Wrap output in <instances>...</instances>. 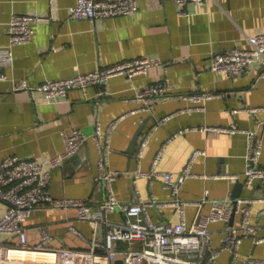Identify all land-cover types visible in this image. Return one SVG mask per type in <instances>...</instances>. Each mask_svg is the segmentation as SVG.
<instances>
[{"label": "crops", "instance_id": "crops-1", "mask_svg": "<svg viewBox=\"0 0 264 264\" xmlns=\"http://www.w3.org/2000/svg\"><path fill=\"white\" fill-rule=\"evenodd\" d=\"M139 10L130 16L108 19H75L70 8L77 0H0V48L9 44L8 26L13 14H32L39 18L30 42L12 48L13 62L0 65L6 79L0 81V162L9 156L38 160L51 171L49 190L57 198L87 200L94 208L101 207L105 197L99 175V151L94 141L96 127L103 134L111 122L119 121L110 135L109 167L118 172L112 187L122 203L135 199L134 181L138 169L136 152L129 155L131 141L144 126L139 142L149 131L151 140L140 162L149 171L153 159L165 146L159 170L180 173L196 150H203L191 164L189 178L180 190L183 200H199L206 193L210 199L264 197V182L251 188L244 185L247 151L245 134H224L205 131L207 126H230L255 131L262 141L260 166L264 169V77L260 60L247 67L241 76L211 70V58L233 48H250L248 36L264 32V0H206L200 6L189 3L184 8L174 0H137ZM140 57L156 58L160 65L147 74L133 78L116 76L104 86L72 89L67 96L48 102L39 87L46 80L66 79ZM170 82L168 94L161 97L150 110L142 111L137 97L145 85ZM27 82L29 90H16ZM217 93L199 105L188 97L196 93ZM200 107V108H199ZM255 108L259 111L234 113V110ZM170 118L158 123L164 117ZM158 123V124H157ZM158 127L154 129V126ZM83 130L88 142L77 155L53 167L51 160L65 150L63 132ZM138 142V145H139ZM237 175L239 178L225 176ZM208 176V177H202ZM140 194L148 200L171 199L161 178L137 179ZM242 183L243 186L239 184ZM237 194V195H236ZM263 203L252 212L256 226L253 237L246 239L241 257L264 258ZM209 204L204 211H208ZM6 205L0 201V217ZM192 221L195 207L187 208ZM154 220L176 221L173 209L152 208ZM122 213L109 215L121 221ZM239 222L238 218L236 219ZM29 245L41 241V230L53 237L54 249L87 250L94 237L103 240L104 228L97 231L78 218L77 210L40 206L27 222ZM70 226L80 230L87 239L74 234ZM223 225L213 224V245H220ZM230 254L223 252L217 264H228Z\"/></svg>", "mask_w": 264, "mask_h": 264}, {"label": "built area", "instance_id": "built-area-1", "mask_svg": "<svg viewBox=\"0 0 264 264\" xmlns=\"http://www.w3.org/2000/svg\"><path fill=\"white\" fill-rule=\"evenodd\" d=\"M174 1L182 8L189 3L200 6L206 3V0ZM138 10L137 0H77V3L70 8V14L75 19L96 21L115 16L134 15ZM38 21V16L32 14L11 16L8 26L9 44L5 48H0V65L12 64V48L31 41L34 25ZM247 40L250 43L248 49L233 48L228 52L212 56L211 70L231 76H241L249 65L260 60L263 64L261 76L264 77V32L248 36ZM160 64L159 59L150 57L125 60L70 78L46 80L39 90L44 93L48 102H53L67 96L72 89L104 86L116 76L133 78L147 74L150 68ZM5 79L6 75L0 72V81ZM15 89L30 90L31 87L27 82H21ZM169 90L168 80L145 85L137 95L144 104L141 110H150L161 97L168 94ZM216 96H223V94L196 93L188 98L199 105ZM1 101L0 96V103ZM259 110L260 108H244L233 112L256 113ZM169 118L170 116H166L158 123H163ZM121 119L122 117L111 122L106 134H103L102 127L98 124L93 136L100 156L99 175L96 180L103 183L105 187V197L98 209L84 199L54 197L49 190L51 171L45 170L43 164L36 159L9 156L0 162V201L6 205V210L0 217V264H115L117 259H123L125 264H217L223 252L230 254L228 264H264V258L241 257L244 241L256 233V226L252 223L253 209L259 203L264 204V197L219 200L210 199L207 193L199 200H183L180 197V190L187 179L201 177L191 172V164L199 156L206 154L203 150L194 151L187 167L180 173H173L159 170L166 149L163 146L155 155L151 169L143 171L140 162L151 140L149 131L139 142L136 152L138 169L134 181L135 199L130 203L119 201L112 187L118 172L110 169L108 157L111 148L110 135ZM260 125H264V121ZM157 127L158 125L153 128ZM203 129L224 134H245L247 151L243 174L244 185L251 188L258 181L264 182V169L260 166L262 141L255 131L239 128L235 124L207 126ZM63 137L65 150L60 156L51 160L53 167H58L66 160L73 158L88 142V136L83 130L63 132ZM140 177L161 178L163 187L171 192V199L159 200L151 196L150 199L145 200L140 194L137 182ZM225 177L239 178L237 175ZM207 204L209 209L205 212L204 208ZM44 205L55 209H76L78 218L89 223L94 231L103 226L105 230L103 240L94 237L89 241L87 250L54 249L50 247L53 237L46 229H42L41 241L37 246L31 247L26 224L35 210ZM188 207L196 208L192 221L187 219ZM152 208H171L177 220H154L150 214ZM116 211L122 213L121 221L109 218V215ZM217 223L222 224L223 227L220 245L214 246L211 227ZM70 229L78 237L86 239L85 235L74 226H70ZM4 234H7V239L2 238ZM263 242L264 238L255 239L257 245Z\"/></svg>", "mask_w": 264, "mask_h": 264}, {"label": "water", "instance_id": "water-1", "mask_svg": "<svg viewBox=\"0 0 264 264\" xmlns=\"http://www.w3.org/2000/svg\"><path fill=\"white\" fill-rule=\"evenodd\" d=\"M143 128H144V126H141V127L137 130L136 134L134 135V137H133V139H132V141H131L130 148H129V155H130V156H133L134 153H135V151H136V149L138 148V142H139V139H140V137H141V135H142V133H143ZM239 185H240V186H243L242 183H240ZM236 195H237V194H236ZM234 197L237 198V196H234ZM233 219H234V218H233ZM233 219H232V222H233ZM115 264H125V262H124L123 259H117V260L115 261Z\"/></svg>", "mask_w": 264, "mask_h": 264}, {"label": "rangeland", "instance_id": "rangeland-1", "mask_svg": "<svg viewBox=\"0 0 264 264\" xmlns=\"http://www.w3.org/2000/svg\"><path fill=\"white\" fill-rule=\"evenodd\" d=\"M2 238L7 239L8 238L7 234L2 235Z\"/></svg>", "mask_w": 264, "mask_h": 264}]
</instances>
